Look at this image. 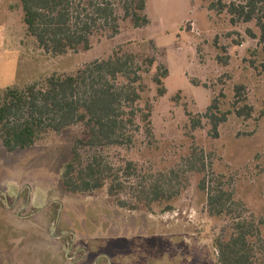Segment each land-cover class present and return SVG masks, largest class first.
I'll use <instances>...</instances> for the list:
<instances>
[{"label": "rangeland", "instance_id": "374dc122", "mask_svg": "<svg viewBox=\"0 0 264 264\" xmlns=\"http://www.w3.org/2000/svg\"><path fill=\"white\" fill-rule=\"evenodd\" d=\"M109 1L123 15L122 0ZM210 2L148 0L147 26L121 19L118 33L100 28L90 47L57 55L39 48L27 34L18 0H0V96L54 73L74 74L116 53L130 59V78L118 81L141 93L135 123L128 128L134 142L99 153L124 182L121 200L135 202L153 184L173 195L150 208L130 209L109 195V184L87 193L68 192L62 174L81 125L13 152L0 140V264H68L84 254L87 264H220L215 239L231 218L264 217V50L247 30L260 31L255 22L232 24L230 15L210 9ZM146 57H155L154 65ZM156 75L166 87L162 96ZM238 84L245 85L247 97L238 106L251 105L252 115L233 112L215 137L204 114L215 98L222 110H233ZM144 113H150L149 123ZM199 119L202 125L194 126ZM128 162L135 165L134 174L126 173ZM21 189L22 202L15 203ZM211 189L232 194L231 215L209 214ZM29 192L37 200L58 202L21 218L19 213L33 209L28 202L29 210L24 207ZM48 214L61 218L57 233L69 224L67 236L49 234ZM64 242L66 255L58 263Z\"/></svg>", "mask_w": 264, "mask_h": 264}, {"label": "trees", "instance_id": "16d2710c", "mask_svg": "<svg viewBox=\"0 0 264 264\" xmlns=\"http://www.w3.org/2000/svg\"><path fill=\"white\" fill-rule=\"evenodd\" d=\"M18 1L27 34L35 39L39 48L57 55L76 51L80 46L90 47L100 28L109 27L112 35L118 33L121 19H130L137 28L150 22L146 13L148 0H122L123 15L109 0L98 3L95 0ZM209 8L219 13L227 12L235 25L255 22L259 35L252 29L247 32L258 38L264 50V0H211ZM144 60L150 65L156 62L155 57ZM132 66L130 59L124 60L116 53L107 60L92 62L74 74L54 73L24 88L7 89L0 96L2 145L11 152L26 149L46 140L52 133L81 125L82 135L76 138L62 174L68 192L87 193L109 184V195L118 205L130 209L150 208L164 198L171 199L173 195H167L165 188L153 184L140 191L137 201L121 200L118 193L124 190V182L119 181L114 167L99 153L111 146L134 142L128 128L129 124L135 123L139 110L135 109V104L141 99V93L131 83L121 85L118 81L120 77L130 78ZM135 76L133 82L138 81ZM155 81L158 94L164 95L166 87L162 78L156 75ZM245 90V85H236L233 110H222L220 98H215L207 108L204 117L212 125L213 136H218L220 125L233 112L238 116L252 115L251 105L238 106L247 100ZM142 116L146 123L150 122V113ZM193 125L201 126V119L193 120ZM135 170V165L128 162L126 173L131 175ZM202 188L206 189V179L202 180ZM231 200L232 194L226 190L211 189L209 214L220 218L231 215ZM215 246L220 264H264V217L258 219L244 214L232 217L215 239Z\"/></svg>", "mask_w": 264, "mask_h": 264}, {"label": "crops", "instance_id": "0c3cea01", "mask_svg": "<svg viewBox=\"0 0 264 264\" xmlns=\"http://www.w3.org/2000/svg\"><path fill=\"white\" fill-rule=\"evenodd\" d=\"M22 191H23V189H21V192H20L18 198H15V203L16 202H19V203L22 202V198H21ZM27 202H28V204H27ZM57 202H58V200L56 202H54L52 199L51 200L42 199L40 201V200H37V198L32 193H30L29 194V198L26 200V203H25L24 207L27 204L29 208L31 207L30 209L33 208L31 210V214L30 213L28 214V212L23 213V214L19 213V217L22 218L23 216L36 215L38 212L46 211L53 203H57ZM24 207H23V209H25ZM28 207L26 206L27 210H29ZM47 222H49V228H50L49 229V234H53L54 239H56V238L57 239L64 238L65 236H67L66 232L70 231V230H68L69 229L68 228L69 224L65 223L64 227L61 226L62 227L61 231L59 233H57V231H58V229L60 227L61 218H58V216L55 215V214H50V215L48 214ZM66 244L67 243L64 242L59 247V250H58L59 253H57V255L59 257V259L57 261L58 263L60 262L61 255L62 256L66 255V251H65V248H66L65 245ZM84 251H85V249H84ZM52 253H53V251H52ZM87 257H88L87 254H84L81 257H79L78 260H73V262L69 261L68 264H87L86 263L87 262L86 261ZM88 263H90V262H88ZM63 264H67V261L65 262V260H64ZM90 264H92V263H90Z\"/></svg>", "mask_w": 264, "mask_h": 264}]
</instances>
